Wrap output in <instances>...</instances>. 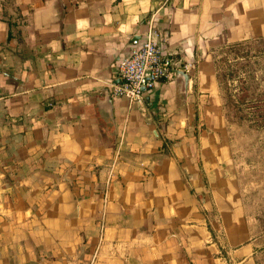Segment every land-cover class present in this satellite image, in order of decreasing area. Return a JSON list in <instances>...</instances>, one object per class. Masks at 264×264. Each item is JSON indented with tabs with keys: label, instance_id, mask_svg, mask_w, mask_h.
I'll use <instances>...</instances> for the list:
<instances>
[{
	"label": "crops",
	"instance_id": "crops-1",
	"mask_svg": "<svg viewBox=\"0 0 264 264\" xmlns=\"http://www.w3.org/2000/svg\"><path fill=\"white\" fill-rule=\"evenodd\" d=\"M150 25L175 69L130 104ZM239 105L264 106V0H0V264H264Z\"/></svg>",
	"mask_w": 264,
	"mask_h": 264
},
{
	"label": "rangeland",
	"instance_id": "rangeland-1",
	"mask_svg": "<svg viewBox=\"0 0 264 264\" xmlns=\"http://www.w3.org/2000/svg\"><path fill=\"white\" fill-rule=\"evenodd\" d=\"M232 116L242 125L240 133L244 137L239 144V194L245 211L264 229V106H235Z\"/></svg>",
	"mask_w": 264,
	"mask_h": 264
},
{
	"label": "built area",
	"instance_id": "built-area-1",
	"mask_svg": "<svg viewBox=\"0 0 264 264\" xmlns=\"http://www.w3.org/2000/svg\"><path fill=\"white\" fill-rule=\"evenodd\" d=\"M160 43L161 35L152 25L132 40L128 55L117 67L118 82L111 88L114 97L124 98L130 104L139 103L145 91L169 77L175 62L162 53Z\"/></svg>",
	"mask_w": 264,
	"mask_h": 264
},
{
	"label": "water",
	"instance_id": "water-1",
	"mask_svg": "<svg viewBox=\"0 0 264 264\" xmlns=\"http://www.w3.org/2000/svg\"><path fill=\"white\" fill-rule=\"evenodd\" d=\"M177 76L182 80V95L185 96L186 86H187V76L183 72H177Z\"/></svg>",
	"mask_w": 264,
	"mask_h": 264
}]
</instances>
